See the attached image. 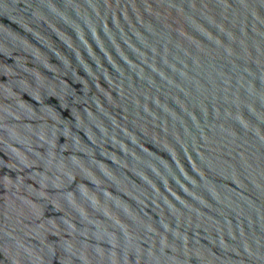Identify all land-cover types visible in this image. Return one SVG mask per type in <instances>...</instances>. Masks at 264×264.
<instances>
[{
  "label": "water",
  "instance_id": "obj_1",
  "mask_svg": "<svg viewBox=\"0 0 264 264\" xmlns=\"http://www.w3.org/2000/svg\"><path fill=\"white\" fill-rule=\"evenodd\" d=\"M0 264H264V0H0Z\"/></svg>",
  "mask_w": 264,
  "mask_h": 264
}]
</instances>
